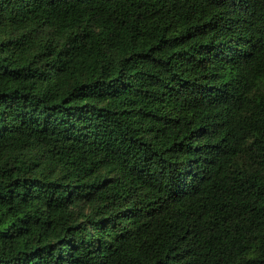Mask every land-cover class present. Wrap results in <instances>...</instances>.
Segmentation results:
<instances>
[{"label": "trees", "instance_id": "trees-1", "mask_svg": "<svg viewBox=\"0 0 264 264\" xmlns=\"http://www.w3.org/2000/svg\"><path fill=\"white\" fill-rule=\"evenodd\" d=\"M0 264H264V0H0Z\"/></svg>", "mask_w": 264, "mask_h": 264}]
</instances>
